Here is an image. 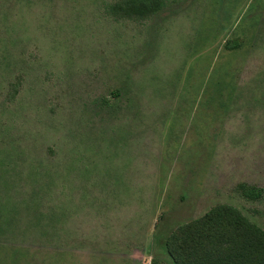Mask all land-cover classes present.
<instances>
[{
	"label": "rangeland",
	"instance_id": "obj_1",
	"mask_svg": "<svg viewBox=\"0 0 264 264\" xmlns=\"http://www.w3.org/2000/svg\"><path fill=\"white\" fill-rule=\"evenodd\" d=\"M159 1L0 0V264H174L223 202L264 228V0Z\"/></svg>",
	"mask_w": 264,
	"mask_h": 264
},
{
	"label": "trees",
	"instance_id": "obj_2",
	"mask_svg": "<svg viewBox=\"0 0 264 264\" xmlns=\"http://www.w3.org/2000/svg\"><path fill=\"white\" fill-rule=\"evenodd\" d=\"M117 7L126 16L145 17L160 9V1L125 0ZM239 47L237 40L224 44L226 50ZM112 94L119 97L122 90L116 87ZM238 186L247 198L262 193L254 185ZM164 248L174 264H264V228L235 205L217 203L169 231Z\"/></svg>",
	"mask_w": 264,
	"mask_h": 264
}]
</instances>
